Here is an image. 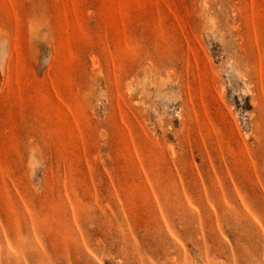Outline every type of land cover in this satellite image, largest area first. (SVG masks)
Returning <instances> with one entry per match:
<instances>
[{
	"label": "rangeland",
	"instance_id": "1",
	"mask_svg": "<svg viewBox=\"0 0 264 264\" xmlns=\"http://www.w3.org/2000/svg\"><path fill=\"white\" fill-rule=\"evenodd\" d=\"M0 264H264V0H0Z\"/></svg>",
	"mask_w": 264,
	"mask_h": 264
}]
</instances>
